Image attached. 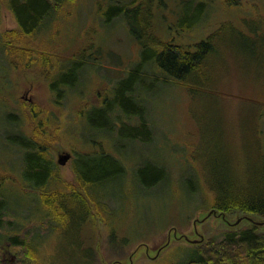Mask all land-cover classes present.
<instances>
[{"label": "rangeland", "instance_id": "374dc122", "mask_svg": "<svg viewBox=\"0 0 264 264\" xmlns=\"http://www.w3.org/2000/svg\"><path fill=\"white\" fill-rule=\"evenodd\" d=\"M133 1L62 3L36 38H21L8 0H0V41L9 47L0 44V182L18 183L21 148L8 138L20 134L48 146L57 165L60 153L72 155L58 165L60 178L89 208L85 214L68 196L59 229L45 232L41 193L20 189L8 211L15 224L3 233L49 234L39 238L35 260L2 243L3 264H179L190 250L249 228V219L264 221L239 211L210 216L216 186L257 187L250 179L264 161V0ZM130 3L151 12L161 43L210 38L213 49H204L197 70L182 72L181 81L168 78L153 62L142 63L127 23L113 18L118 5ZM195 50L190 56L201 53ZM121 89L141 114L117 107ZM143 123L147 140L121 132ZM75 167L85 181L109 179L82 190Z\"/></svg>", "mask_w": 264, "mask_h": 264}, {"label": "trees", "instance_id": "16d2710c", "mask_svg": "<svg viewBox=\"0 0 264 264\" xmlns=\"http://www.w3.org/2000/svg\"><path fill=\"white\" fill-rule=\"evenodd\" d=\"M136 1H133V3ZM62 3L67 5L72 3V0H8L7 4L20 25V37L36 38L37 34L46 29L48 18L57 13V7ZM133 3L123 6L118 5L113 13V18L121 17L127 23L130 33L142 47V63L153 62L168 78L174 79L176 82L182 80V72L189 71L190 73L197 70L202 51L204 49V51L208 50L205 53L207 54L210 52L209 50L213 49L211 39H204L195 44H184L186 42H183L181 46L174 44L171 38H169L170 40L167 39L165 43H161L155 36L156 29L153 27V22H151V12L149 10L141 12L140 8L142 5L137 6ZM203 7L202 4L199 5L202 13L204 11ZM136 8L140 10H136ZM196 24L195 22L194 26ZM192 27L188 25L184 33L191 30ZM20 40L22 41V39ZM4 43L3 40L0 41L1 46L9 49L8 45ZM151 43L156 45L152 46ZM196 48L201 53L190 56V52H195ZM11 52L13 56L18 53L17 50L14 51L16 53L12 50ZM19 52L21 51L19 50ZM29 53L30 51L22 52L19 55L23 57L29 55ZM45 63H50V59H45ZM48 65L46 64L45 66ZM51 88L61 94L60 90L56 89L59 86L54 87V85H51ZM126 91L128 92V89H121L119 93H115L114 101L117 107L127 115L141 114V109L132 103L131 98L125 96ZM109 103L110 101H107L104 105ZM109 129L111 130V128ZM121 132L122 134L127 133V136L135 140H147L152 137L145 123L139 127L121 130ZM21 138L20 134L14 139L8 138L11 143L19 145L21 148V163L19 165L21 174L18 177V183L11 180L0 182V253L3 248L2 243L7 242L11 247L22 248L24 258L35 260L39 258V255H37L39 254L38 248L43 245L41 241L39 242V238L41 235L46 236L49 233L36 235L37 237L31 236L34 228L28 230L24 228L23 234L6 235L3 233L5 229L13 227L15 224L14 220L10 219L8 211L12 210L14 202L16 204L17 200L13 197L21 192L20 189H30L41 193L42 202H39V204H41L42 210L40 211L45 215L44 218L49 216L47 222L41 225L45 232L50 226H53V231L59 229L58 224L60 223V218L63 217L61 205L65 203L63 201L68 196H70L75 205H78L80 209L83 208L82 210L85 214L86 212L89 213V208L86 198L61 180L59 166L51 156L50 148L25 136ZM112 164L113 166L116 165L121 171L118 162L106 161L104 166L109 169ZM100 168L101 166L97 165L96 169L100 170ZM75 172L78 175L82 190L85 191L89 190L87 185L96 182L102 183V181H108L109 179V176H107L106 178H98L89 182L85 181V176L77 167H75ZM250 181L252 183L257 182V187L252 186L251 189H244V192L241 191L243 190L241 187L233 186L234 183L232 184L230 181L219 184L218 187L216 186L217 198L213 209L225 218L226 215H231L237 211L246 215L253 214L264 218V161L262 166L254 171ZM238 190H240V193H238ZM18 196L20 195L18 194ZM89 196L93 202L101 204L99 200L95 201L92 195L89 194ZM55 216H57V219H53ZM250 221L252 225L249 228L236 232H226L223 242L213 240L206 245L190 250L191 254L179 264H264V232L258 231V226L260 225L257 223L260 222H255L253 219ZM53 231L51 230L50 232ZM21 261V258H19V263L17 264H20ZM3 263V255L0 254V264Z\"/></svg>", "mask_w": 264, "mask_h": 264}, {"label": "water", "instance_id": "95a60500", "mask_svg": "<svg viewBox=\"0 0 264 264\" xmlns=\"http://www.w3.org/2000/svg\"><path fill=\"white\" fill-rule=\"evenodd\" d=\"M71 158H72V155L69 154V153H60L57 163H58L59 166H66L68 164V162L71 160ZM213 214L217 215L216 211H212L210 213V216H212ZM249 220H251V219H249ZM241 221H242V219L238 220L235 224L238 225ZM257 224L262 226V225H264V222H260V223H257Z\"/></svg>", "mask_w": 264, "mask_h": 264}]
</instances>
